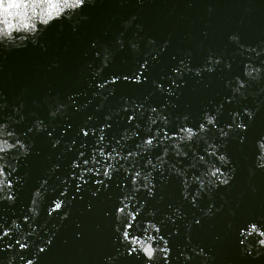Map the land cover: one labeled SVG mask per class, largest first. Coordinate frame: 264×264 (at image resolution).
Instances as JSON below:
<instances>
[{"label": "clouds", "instance_id": "1", "mask_svg": "<svg viewBox=\"0 0 264 264\" xmlns=\"http://www.w3.org/2000/svg\"><path fill=\"white\" fill-rule=\"evenodd\" d=\"M137 3L142 5L144 0H137ZM96 4L97 0H0V52L22 51L29 46L46 50L42 38L50 27L55 25L62 30L63 25L67 24L75 33L81 22L89 18L84 10L94 8ZM212 11L209 7V14ZM137 20L136 15L124 20L123 31L115 36L110 46L98 45L96 41L90 45L95 63L86 65L90 70L87 86L90 89L95 87L92 98H99L101 107L103 101L115 95L118 84H148L149 75L146 74H150V65L159 63L161 55L169 47V40L158 45L154 38L145 40L140 36L143 26L136 23ZM133 27L135 31L132 37L125 39L126 32ZM227 40L236 50L228 59L210 50L204 62L193 67L191 53H186L179 60L173 55L171 60L175 66L170 74L151 81L155 91L165 97L164 104L159 108L149 103L151 94L139 102L134 98L122 97V106L104 116L105 123L98 131L81 128L83 137L87 138L90 133L94 136L95 147L88 158H85V151H80L70 164L72 172L68 177L57 176L59 184L49 186V179L60 171V165L54 164L48 170V178L41 179L39 186L32 190L26 208L21 207L23 215L16 217L13 213L11 219L0 216V253H8L6 260H0V264H40V256L52 245L60 225L69 219L70 206L76 199L69 196L72 182L75 181L77 194L91 182L96 191L90 194L95 199L101 189L105 192L109 190V182L116 173H122L124 177V182L119 185L121 195L117 197L112 210L104 213L105 217L112 219V244L116 247L111 255L102 258L101 264H121L125 258L132 257L143 261V264H216L212 249L206 251L199 244H194L191 232L194 226L201 225L202 219L214 218L221 209L216 208L214 203L202 209L199 202L205 198L212 201L214 193L229 188L235 180L237 166L228 154V142L232 139H237L240 144L246 142L244 133L255 119L261 104L256 103L255 107L240 106L250 97L255 101L257 96L264 93V87H261L264 85V42L247 45L241 42L239 33L228 35ZM126 49L140 57L134 69L105 76L117 53ZM234 65L238 73L224 80L228 95L220 103L212 104L210 109L206 108L195 126L190 114L175 118H170V113L165 115L169 106L176 108L168 98L178 97L179 90L185 86V77L200 82L205 75L212 76L218 71L231 73ZM165 79L167 83L163 82ZM253 86H257V91H252ZM80 95L73 93L67 97V102L55 100L54 104L49 103L47 122L33 112L31 124L23 131L18 130L27 119L23 103L13 106L10 115H0V205L14 206L19 189L24 187L25 177L18 173L21 161L32 154L34 143L30 137L46 134L52 140L51 147L58 148L61 141L53 139L56 127L51 122L58 118L68 119L69 107L73 111H81L92 103L89 100L87 104L78 106ZM0 99H3L2 95ZM226 105L237 106L239 110L230 111V122L222 124L220 117ZM7 107V104L0 103V113ZM121 113H131L127 116V124L131 127L125 128L119 139L113 137L109 140L106 130L111 128V124L108 121L112 120L113 115L123 119ZM88 120L91 121L92 117L89 116ZM134 140L137 141L135 147L129 150V143ZM75 143L72 141V145ZM80 147L83 149L86 145L81 144ZM67 150L71 152L72 146L69 145ZM261 172H264V136L255 142V159L248 169V175L254 177ZM171 178L179 182L181 200L178 206L168 204V211L158 218L157 210L148 207V201L156 199L157 189ZM158 179L160 184L157 183ZM250 187L253 193L256 192L255 186ZM141 193H145L146 198L140 199ZM159 199L163 200V196ZM185 203L202 215L187 220ZM88 210H92L91 204ZM42 214H46L47 219L38 224ZM231 214L235 215L234 212ZM54 218H58L60 223L52 225L55 231L49 235L46 226ZM186 220L184 243L176 245L174 249L172 241L174 237H179L180 229L174 227L166 231V225H176L178 221ZM228 228L236 236L242 259L258 261L264 258V218L229 223ZM42 229L47 239L42 241L43 246L33 247L34 241L40 239ZM76 238L80 239L81 234L77 233ZM29 251L31 258L21 254Z\"/></svg>", "mask_w": 264, "mask_h": 264}, {"label": "water", "instance_id": "2", "mask_svg": "<svg viewBox=\"0 0 264 264\" xmlns=\"http://www.w3.org/2000/svg\"><path fill=\"white\" fill-rule=\"evenodd\" d=\"M209 7L213 9L211 14L208 12ZM84 14L89 18L81 22L75 33L67 24L63 25L62 30L59 26L50 27L42 38L46 50L29 46L22 51L0 52V95L3 96L0 103L8 106L0 115H10L13 106L23 103L27 119L18 130H26L31 124L33 112L47 122L48 104H54L55 100L67 102V97L73 93H81L77 99L78 106L92 100V103L81 111H73L69 107L68 119L58 118L51 122L56 127L53 139L61 141L58 148L51 147L52 140L46 134L30 137L34 148L32 154L21 161L18 173L25 177L24 187L19 189L14 206L0 205V216L11 219L13 213L16 217L23 215L21 207L26 208L32 190L39 186L41 179L48 178V170L54 164L60 165V171L49 179V186L59 184L57 176L68 177L72 172L70 164L80 151H85V158H88L91 149L95 147L94 136L90 133L85 138L80 129L87 131L93 128L98 131L105 123L104 116L112 114L122 106V97L134 98L139 102L151 94L149 103L152 106L159 108L164 104L165 97L155 91L151 81L170 74L171 68L175 66V62L171 60L173 55L179 60L183 59L186 53H191L192 65L195 67L204 62L210 50L226 59L231 58L236 50L228 43L227 37L232 33H239L241 42L247 45L255 46L264 42V0H144L142 5L138 4L137 0H97L96 6L85 9ZM132 15H136V23L143 26L140 36L145 40L152 37L158 45L169 40V47L161 55L159 63L153 62L150 65V74H146L149 75L148 84H118L115 95L103 101L101 107V100L92 98L95 87L90 89L87 86L90 70L86 65L89 62L95 63L92 61L93 50L90 45L96 41L98 45L110 46L115 36L123 31L122 22ZM134 31V27L129 29L125 39H130ZM137 60H140V57L127 49L119 52L110 69L106 70L105 76L109 73L131 72ZM53 64L58 67H51ZM237 73L238 69L234 65L231 73L218 71L212 76L205 75L204 80L200 82L195 78L185 77V86L179 90L178 97L168 98L176 108L169 106L165 115L170 113V118H175L190 114L195 126L206 108L210 109L212 104L220 103L222 98L228 95L224 80ZM163 82L168 81L165 79ZM252 91H257V86H253ZM244 103L240 107H255L256 103H260L261 107L244 133L246 142L240 144L237 139L228 142V154L237 166L236 178L229 188L214 193L212 201L205 198L199 202L202 209H206L209 203H214L221 211L212 219H202L201 225L194 226L191 232L194 244H199L206 251L212 249L216 264H264V258L258 261L242 259L236 236L228 228L229 223L264 218V172L257 173L254 177L248 175V169L255 159V142L264 136V93L257 96L255 101L250 97ZM234 110L239 108L226 105L220 122H230L228 113ZM121 115L123 119L113 115L112 120L108 121L111 124V128L106 130L109 140L113 137L119 139L123 130L131 127L127 124V116L131 113ZM89 116L92 117L91 121L88 120ZM61 131L64 132L63 136ZM72 141L76 142L75 145H72ZM136 142L134 140L129 143V150L134 149ZM81 144L86 147L82 149ZM69 145L72 146L71 152L67 150ZM76 174L78 175V172ZM122 182L123 174H114L113 180L109 182V190L105 192L101 189L98 197L93 199L90 193L96 191V188L91 182L77 194L73 181L69 196H75L76 199L70 206L69 219L60 225L52 245L40 256V264H101L104 256L111 255L116 247L112 244V219L105 217L104 213L115 206L117 197L121 195L119 185ZM157 183L160 184L159 179ZM250 186H255L256 192L253 193ZM161 195L163 200L159 199ZM139 198H146V194L141 193ZM180 200L179 182L171 178L167 183L160 185L157 198L148 201V207L157 210L160 218L168 211V204L178 206ZM89 204L92 206L91 211L88 210ZM184 212L187 214V220L202 215L186 203ZM233 212L235 215L231 214ZM46 219V214H42L37 223H43ZM187 220L178 221L176 225H166V231H171L174 227L180 229L179 237H174L172 241L174 249L176 245L184 243V224ZM59 223L58 218L48 221L46 227L49 235L55 231L52 225ZM77 233L81 234L80 239L76 238ZM39 235L40 239L34 241L33 247L43 246L42 241L47 239L43 229ZM21 254L31 258V251ZM7 256L8 253H0V260H6ZM121 264H143V261L132 257L125 258Z\"/></svg>", "mask_w": 264, "mask_h": 264}]
</instances>
